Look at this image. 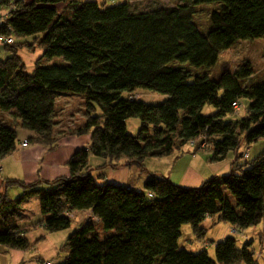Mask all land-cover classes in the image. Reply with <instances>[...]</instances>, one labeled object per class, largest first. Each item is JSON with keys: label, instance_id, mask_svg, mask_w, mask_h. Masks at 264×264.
Wrapping results in <instances>:
<instances>
[{"label": "trees", "instance_id": "trees-1", "mask_svg": "<svg viewBox=\"0 0 264 264\" xmlns=\"http://www.w3.org/2000/svg\"><path fill=\"white\" fill-rule=\"evenodd\" d=\"M132 1L106 7L80 0H14L15 9L0 28L12 39L0 44L8 54L2 59L0 52V161L15 152L18 130L30 132L22 140L27 146L54 150L62 138L82 135H89V146L68 160V177L29 185L0 180V245L34 247L17 219L23 204L37 197L39 225L48 233L69 229L74 212L90 213L66 239L59 264H256L249 243L237 248L233 238L215 244V262L204 250L179 249L177 241L185 224L203 238L206 218L238 230L262 220L264 151L244 165L237 152L242 142L264 139V81L246 88L230 70L212 80L172 64L212 68L236 42L264 38V0H169L176 4L148 11H137ZM202 4H218L206 35L192 22L194 8ZM23 48L43 51L32 74L17 55ZM53 59L58 63L49 64ZM53 84L80 98V123L62 127L57 103L62 93ZM141 91L166 98L133 110L140 128L125 136L113 126L110 104ZM241 98L250 101L245 117L225 120L236 114L232 105L240 107ZM204 105L215 112L202 114ZM204 140L209 163L222 162L231 152L235 160L228 174L196 188L148 173L138 191L106 182L101 173L120 166L144 170L145 159L165 158ZM90 156L102 161L96 176ZM13 186L22 192L10 198Z\"/></svg>", "mask_w": 264, "mask_h": 264}, {"label": "rangeland", "instance_id": "rangeland-1", "mask_svg": "<svg viewBox=\"0 0 264 264\" xmlns=\"http://www.w3.org/2000/svg\"><path fill=\"white\" fill-rule=\"evenodd\" d=\"M80 1H91L96 3H104L106 7L113 6L119 3H123L124 0H80ZM134 9L137 11H148L153 9H158L162 7H172L176 3L169 1V0H135L131 2ZM218 10V4H202L198 5L194 8V14L192 16V22L196 25L198 30L201 32V34L206 35L208 31L210 30V15L212 12ZM0 46V52H1V58L4 59L8 54L4 52ZM43 51L39 48H34L32 51H29L26 48H23L18 51L17 55L21 58L22 62L25 66V71L28 74H32L34 70V64L35 61L41 57ZM49 64L58 63L57 59H53L48 62ZM45 64H47L45 62ZM172 66L181 68L183 71L192 74V75H205L210 77L212 80H217L220 73L223 70H230L232 71L240 84L243 87L251 88L253 85H257L264 81V38L255 39V40H243L236 42L230 49L227 51H224L220 54L219 60L217 64L212 68H201V67H194L192 65L189 66V64L179 65L173 63ZM131 95L128 96V98L125 99V95H121V99L125 103L124 106H121V103L117 105L116 109L112 110V118L115 122H113V125L118 126L117 128L121 130V134L125 136H135L138 133V130L140 128V120L132 116L131 113L133 110H136V108L140 107L141 105H159L164 102L165 96H161L149 91H141L139 93L132 94V97L136 99V102L133 104L128 103V99ZM249 100L247 98H241L240 99V107H238V112L235 115H228L225 117V120H238L240 118L245 117L247 113V108L249 105ZM74 103H76L74 101ZM127 103V104H126ZM65 105V104H64ZM62 106V105H61ZM75 107V106H72ZM71 107V108H72ZM59 114V120L62 124V127H73L74 120H72L74 117L76 118L77 123H80L82 120H80V113L77 111L75 114L72 109L65 110L60 109ZM215 112L214 108L211 105H204L201 109V113L204 115H212ZM73 113V118L72 114ZM131 115V116H130ZM126 116H129L126 118ZM125 117V118H123ZM123 119V121H121ZM126 119V120H125ZM124 127V129H122ZM196 146L199 150H203L206 146V141H199L196 145H193L191 147ZM189 146L185 145L183 148L184 150L188 149ZM180 150L179 152L173 153V155L165 157V158H151L146 159L144 161V164L147 165L148 162L152 161V165H147L151 167H155L156 165L159 168H163L164 174H167L170 172V169L172 170V178L171 182L173 184L183 187V188H196L198 187L201 182L212 179L215 175L214 173H210V169H213L217 167V165H221V163H210L206 164V158L205 155L208 156V154H204L200 152V159L196 161V158H190L193 159V162L196 161L197 163H194V173L197 174L199 177H203L204 179L202 181H195L193 173L191 176L184 177L182 173L180 172V169L188 164V157L187 155H183ZM264 151V139H260L254 143L247 144L246 142H242L240 145L237 156H239L238 164L244 165L246 162L253 161L260 153ZM246 155V156H245ZM242 156V157H241ZM244 156V157H243ZM230 157L234 158V154L231 152L228 154L226 159H229ZM97 159L98 161H101V159L96 158L94 156L89 157V164L92 165L91 159ZM160 161H163L161 164ZM224 163L226 160H223ZM154 163H157L156 165ZM203 163V164H202ZM195 165H197V168H195ZM1 166V163H0ZM125 167V166H123ZM204 167L207 169L205 170ZM196 170V171H195ZM177 172V173H176ZM229 172V171H228ZM222 176V175H221ZM167 177V176H165ZM2 192V191H0ZM21 194V188L19 187H12L7 190V196L10 198H15L16 196ZM226 194L229 196V194L226 192ZM32 199V198H31ZM29 199L28 203H39L35 202V199H38L35 197V199L31 200ZM229 199L232 204H234V198L232 196H229ZM71 217L73 220H71V226L69 229L57 232L55 234L57 235H69L74 230L79 229V223H77L78 218L80 221L82 220H89L90 219V213L80 215L78 218L75 215V213L71 214ZM83 217V218H82ZM37 220V216H33L32 222L34 223ZM39 229H43L42 226L38 225ZM202 226L205 228L204 236L203 238H197L192 230L189 224H185L180 229V237L177 241V245L179 249H184L187 252L190 253H198L200 251H206L208 257L215 262V252H214V246L216 243L224 241L226 238H233L235 239L236 247L242 248L244 244L249 243V250L252 251V256L256 262V264H264V215L262 220L259 224L247 227L242 230H238L232 226H230L227 223L224 222H218L216 220V217L209 219L206 218ZM42 233L38 229H31L27 236L30 242H34L39 236H41ZM65 240V239H64ZM31 254V253H30ZM22 255L28 256V253H22ZM63 253L60 255V261L62 260ZM2 257H0V264H2ZM11 258V257H10ZM9 260V259H8ZM244 264V263H241Z\"/></svg>", "mask_w": 264, "mask_h": 264}, {"label": "crops", "instance_id": "crops-1", "mask_svg": "<svg viewBox=\"0 0 264 264\" xmlns=\"http://www.w3.org/2000/svg\"><path fill=\"white\" fill-rule=\"evenodd\" d=\"M52 86H55L56 89L62 93L57 100L59 109H63L65 110V112L66 109L68 110L72 109V111L75 114L77 113V111H79V113L81 114L80 98L77 97V95H73V93H71L70 90L65 89L64 87L61 86L59 87L58 85H54V84ZM70 88L76 89L77 85H71ZM120 99L118 101H113L110 104L111 109L117 108V105L121 103ZM74 101L76 103H74ZM71 114L73 118L74 114L73 113ZM127 117L129 116H126V118ZM72 120H74V122L77 123L75 117ZM113 126L117 130L116 128L117 126L116 125ZM17 135H18V140H17V148L15 152L0 161L1 163L0 180L2 181L14 180V181H20L25 185H29L37 181L51 182L60 177H68L69 171L68 168L66 167V163L68 162V160L75 152L82 149H86L89 146V135H82L78 137L68 136L66 138H62L61 140H59L57 147L54 150H49V148H46L38 144L29 145L26 148H21L20 142L24 139H28L31 136V134L26 130H18ZM187 145L189 146V148L186 150L183 149V152L181 153L183 155L184 154L187 155L189 161L186 166L180 169V172L184 177H187L188 175L191 176V174L193 173L195 181L199 183V181H202L204 178L199 177L197 174L194 173L193 165L194 163H197L196 161L201 160L200 152L204 154H208V153H206L205 150H199L196 146L191 147L193 145L190 144ZM208 157L209 154L208 156L205 155L206 158L205 165L210 164L208 162ZM190 158H194V159L196 158V161L193 162V159ZM225 160H226L225 163L224 161L220 162L221 165H217V167H215L214 170L208 167L210 173L211 174L214 173L213 174L215 175L214 177L228 174L231 170V164L233 160H235V156L234 158L233 157H230L229 159L225 158ZM144 161L142 163L144 170H142L138 166H131V167L120 166L115 169L108 167L103 171H101V173H104V179L106 182L140 191L143 188V183L145 179L148 177V173H157V174L164 173L162 172L163 168H159L158 166L160 165H156L157 163H154L156 166L153 168L151 166H147L148 164L152 165L153 164L152 161L148 162L147 165L144 164ZM91 162L92 165L90 164L89 165L93 169H95L92 172V174L96 176L100 173L96 170V168L101 165L102 161H98L97 159L92 158ZM160 162L161 164H164L162 163L163 161ZM195 168L198 169L197 165H195ZM204 169L206 170L207 168L204 167ZM172 170L173 169H170V172L164 174L170 180L173 175ZM13 187H18V186H13ZM33 199L35 198H32L31 200ZM37 200L38 199H35V202H37ZM28 202L24 203L22 206L20 217L17 219V225L20 228L26 230L25 237L27 238L28 242L31 245H34V247L27 251H20V250L8 249L0 245V257H2L1 259H3L2 264H42L44 262H48L51 264L58 263L60 261L59 259L61 253H63L64 255V253L67 251L66 239L70 234L57 235L55 234L57 232L48 233L43 229L42 230L39 229L38 225L41 218L40 208H39L40 205L39 203H28ZM74 213L78 218L81 214L82 215L88 214L89 211H81ZM33 216H37V220L34 223H31ZM84 221L85 220L80 221V219L78 218L77 223L81 225ZM31 229H38L42 233V235L39 236L34 242H30L27 236L28 232ZM22 253H28L29 255L23 256Z\"/></svg>", "mask_w": 264, "mask_h": 264}, {"label": "built area", "instance_id": "built-area-1", "mask_svg": "<svg viewBox=\"0 0 264 264\" xmlns=\"http://www.w3.org/2000/svg\"><path fill=\"white\" fill-rule=\"evenodd\" d=\"M13 2L14 0H0V28L5 25V21L6 19H8L9 13L15 9V4ZM11 41H12L11 37L10 38L4 37L3 34H0V44H9L11 43ZM128 102L134 103L136 102V99L131 95L130 98L128 99ZM232 106L234 111L237 113L238 104L234 103ZM193 143H194L193 141L189 142L190 145H193ZM26 146H27V142L22 141L21 147L26 148ZM42 264H49V263L44 262Z\"/></svg>", "mask_w": 264, "mask_h": 264}]
</instances>
